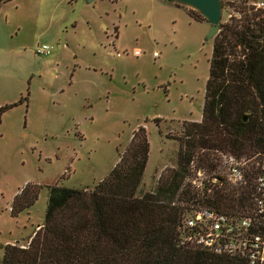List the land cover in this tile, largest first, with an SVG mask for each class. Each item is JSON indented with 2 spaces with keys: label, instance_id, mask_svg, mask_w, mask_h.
<instances>
[{
  "label": "rangeland",
  "instance_id": "374dc122",
  "mask_svg": "<svg viewBox=\"0 0 264 264\" xmlns=\"http://www.w3.org/2000/svg\"><path fill=\"white\" fill-rule=\"evenodd\" d=\"M193 10L170 0H0V106L10 105L0 113V258L5 243L26 246L40 228L48 185L91 189L138 126L148 142L139 191L176 167L181 123L200 119L213 35ZM39 44L50 51L35 52ZM27 183L36 198L11 213Z\"/></svg>",
  "mask_w": 264,
  "mask_h": 264
},
{
  "label": "trees",
  "instance_id": "16d2710c",
  "mask_svg": "<svg viewBox=\"0 0 264 264\" xmlns=\"http://www.w3.org/2000/svg\"><path fill=\"white\" fill-rule=\"evenodd\" d=\"M220 1L237 14L219 22L212 36L200 119L181 123L176 167L159 175L151 190L139 191L148 142L138 126L91 189L48 185L40 228L26 246L5 243L0 264H244L236 255L178 243V224L190 203L231 215L253 208L254 161L243 183L218 176L210 193L198 196L182 185L190 158L211 172L216 151L264 155V9L246 0ZM9 106H0V113ZM37 192L25 184L10 212L30 205ZM183 195L189 197L184 204Z\"/></svg>",
  "mask_w": 264,
  "mask_h": 264
},
{
  "label": "built area",
  "instance_id": "2783aa9c",
  "mask_svg": "<svg viewBox=\"0 0 264 264\" xmlns=\"http://www.w3.org/2000/svg\"><path fill=\"white\" fill-rule=\"evenodd\" d=\"M246 3L254 9H264V0H246ZM229 9L231 13L228 12L227 16L237 14ZM50 48L47 44H39L35 52L45 54ZM215 156L217 163L211 172H207L191 157L182 185L188 186L191 193L201 196L210 193L211 186L218 182V176L229 184H240L245 180L249 163L254 161L252 212L231 215L206 204L190 203L178 224V243L236 255L243 259L244 264H264V155L255 152L249 156H237L229 151H216ZM258 156L260 159H256ZM184 197L189 198L183 195L179 202L186 203Z\"/></svg>",
  "mask_w": 264,
  "mask_h": 264
},
{
  "label": "water",
  "instance_id": "95a60500",
  "mask_svg": "<svg viewBox=\"0 0 264 264\" xmlns=\"http://www.w3.org/2000/svg\"><path fill=\"white\" fill-rule=\"evenodd\" d=\"M184 5L191 6L197 10L206 20L211 22L213 35L217 31L218 23L221 15V1L220 0H170ZM212 35V36H213Z\"/></svg>",
  "mask_w": 264,
  "mask_h": 264
}]
</instances>
